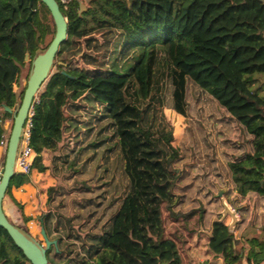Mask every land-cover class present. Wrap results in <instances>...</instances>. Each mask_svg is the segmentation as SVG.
<instances>
[{
    "label": "trees",
    "instance_id": "16d2710c",
    "mask_svg": "<svg viewBox=\"0 0 264 264\" xmlns=\"http://www.w3.org/2000/svg\"><path fill=\"white\" fill-rule=\"evenodd\" d=\"M57 3L67 39L30 129L32 168L59 180L39 217L56 243L47 264H178L162 207L206 228L223 188L239 227L263 226L264 0H90L81 14V0ZM54 32L40 0H0V109L22 99L25 57ZM166 109L186 120L177 145ZM28 182H9L19 209L12 188ZM212 230L208 250L240 264L228 226ZM249 245L248 264L264 262V241ZM0 264H28L1 227Z\"/></svg>",
    "mask_w": 264,
    "mask_h": 264
},
{
    "label": "water",
    "instance_id": "95a60500",
    "mask_svg": "<svg viewBox=\"0 0 264 264\" xmlns=\"http://www.w3.org/2000/svg\"><path fill=\"white\" fill-rule=\"evenodd\" d=\"M48 9L55 27V32L51 42L44 52L36 55L31 61V68L28 73L26 88L22 99L18 101L13 109L2 107L0 109V125L3 134L7 136V146L5 151V160L0 172V227L3 228L10 236L13 243L18 247L28 264H47L46 254L51 246L55 245V241H50L43 228H40V235L44 243H40L31 233L23 227L17 226L10 222L5 216L2 204L8 185L12 177L18 174L15 171L16 156L19 149V141L21 138L22 128L27 119L29 109L32 107L37 94L42 85L50 78L54 67V62L60 46L67 39V19L62 15L56 0H40ZM263 1V0H262ZM30 13L28 16L31 20V2L29 5ZM85 11L80 4L79 14ZM38 44V42H36ZM5 113L12 117V127L7 129L4 125ZM38 186V184H37ZM225 188L220 189L217 196L221 199L222 210L213 221L222 223L227 217L230 218L228 224L229 232H232L238 222V208L234 205L229 206L223 199ZM210 231H205L209 236Z\"/></svg>",
    "mask_w": 264,
    "mask_h": 264
},
{
    "label": "crops",
    "instance_id": "0c3cea01",
    "mask_svg": "<svg viewBox=\"0 0 264 264\" xmlns=\"http://www.w3.org/2000/svg\"><path fill=\"white\" fill-rule=\"evenodd\" d=\"M3 155L4 153L0 151V164ZM45 173L47 174L45 178L47 177L50 178L48 173L47 172ZM40 175L41 174L37 170H33L29 176V182L25 184L24 188H22V186L20 188H12V195L21 205L22 207L21 209L15 206L8 196L4 197L2 204L3 212L10 222L25 229L26 226L23 219L26 218L27 215L31 216L32 219L28 224L29 228L33 230L35 229L39 233H40V227L38 223L35 221V219L45 211L44 209L45 200H46L45 191L47 190L48 186H51L52 184L48 181L46 187H44L42 185V182L39 181ZM34 188H36V190L39 192L44 191L43 200L40 199L39 201H37L33 193ZM24 189L26 190V192H23ZM26 198L29 199V202H26ZM223 199L229 206L234 205L240 210L239 206H236L233 202H230L229 200L224 198V194H223ZM23 209L28 210L27 214L22 213ZM221 210H222V204L220 211ZM239 210H238L239 220L234 230L230 233H232L234 237V242H233L234 248L239 252V254L242 257L240 264H248L247 257L250 251L249 241L251 239H258L259 241H264V225L263 226L244 225L242 227H239V221H240ZM177 212L178 211H171V214L173 216H177L176 214ZM216 216L217 215H215L213 219ZM213 219L208 227L203 228L201 224L198 222V213H197L196 227L193 230L189 229V227L183 223V226L179 228V232H180L179 236L168 235L165 231V236L168 238H173L176 242L177 253H178V264H224V261L221 256H214L207 248V243L210 236L207 233H205V231H210L211 228L213 227V224L217 222V221H213ZM173 220L175 221L173 222V224L177 226L178 219L174 218ZM31 222L33 223V227H30ZM182 222H187V220L184 221L182 220L181 224ZM229 222H230V218L227 217L222 223L228 226ZM260 264H264V262H261Z\"/></svg>",
    "mask_w": 264,
    "mask_h": 264
},
{
    "label": "rangeland",
    "instance_id": "374dc122",
    "mask_svg": "<svg viewBox=\"0 0 264 264\" xmlns=\"http://www.w3.org/2000/svg\"><path fill=\"white\" fill-rule=\"evenodd\" d=\"M81 1H82L81 4L83 5L84 9L86 10V5L88 4V2L90 0H81ZM52 38H53L52 34L47 35L45 37V39L43 40V43L40 44V47L46 48L49 45V43L51 42ZM29 70H30V64H29V62H26L25 65H24V68L22 69V72H21V74H20V76L18 78V82L14 86V91L16 93H20V92L25 90V85H26V82H27V75L29 73ZM56 70H57V68H56V66H54L52 72H54ZM190 91L191 92H190V96H189V101H190V103H193V106H197L199 108L201 105H205V103H204L203 99H201V97H199L198 99H197L196 96L194 97L193 94H194L195 91H194V89L192 87H190ZM262 91H264V86L262 88ZM195 100H196V102H195ZM194 104H196V105H194ZM205 106H207V105H205ZM191 112H192L193 117H195L197 115L196 108L192 107L191 108ZM165 115H166V118H167L170 126L173 129V133H174L173 144L177 145L179 143L180 139H181L186 120L183 117L177 115L176 113L170 111L169 109L165 110ZM4 125H5V127H7V129H9V130L11 129V127H12V117L11 116H7L5 118ZM49 159H50L49 156H44V163L46 165H49ZM4 160H5V154L1 158V164L2 165L4 163ZM33 170H35V169H33ZM45 172L48 173L50 178H48V177L45 178V176L47 175ZM45 172L44 173H40L41 175L39 177V181L42 182V185L44 187H46L48 181L50 183H52L51 186H56V185L59 184V180L58 179L56 180L55 178H52L50 176V174H49V171H45ZM24 187H25V184L22 185V188H24ZM48 187H50V186H48ZM23 192H26V190L24 189ZM33 193H34L35 198L37 199V201H39L40 199L41 200L44 199V196H43L44 195V191H40L39 192V191L36 190V188H34ZM45 196H46V191H45ZM26 202H29L28 198H26ZM44 209H45V211L43 213L48 211V206L46 204V200H45ZM27 211L28 210L23 209L22 213H26L27 214ZM162 212H163L165 231H166V233L168 235L179 236V234H180L179 228H181V226H183V223L186 224V226H188L189 229H191V230H193L196 227V216H197V213H195V212H193L192 214H185V215H178V212H177L176 213L177 214V219H178V225L177 226H175L173 224V222H175L173 220L175 216L171 217L169 212H168V210L164 206L162 207ZM176 214H174V215H176ZM39 217H36L35 221L38 223V225L40 227V221H39L40 219H39ZM187 217H189V218H187ZM26 218H27V221H25V226H26L25 229L28 230V232L31 233L34 237H38V232L35 229L34 230L30 229L29 225H28L30 220L32 219V217L27 215ZM182 220L183 221L187 220V222H182V224H181Z\"/></svg>",
    "mask_w": 264,
    "mask_h": 264
},
{
    "label": "built area",
    "instance_id": "2783aa9c",
    "mask_svg": "<svg viewBox=\"0 0 264 264\" xmlns=\"http://www.w3.org/2000/svg\"><path fill=\"white\" fill-rule=\"evenodd\" d=\"M62 5L69 4L72 0H57ZM38 100L35 98L32 107L29 109L27 119L24 123V126L22 128L21 132V138L19 141V149L16 156V163H15V171L18 174L30 176V174L33 171L32 163L35 158V153L30 146V129L32 126V117L34 115V104L37 103ZM7 136L2 135L1 141H0V151H2L5 154L6 146H7ZM3 165L0 164V172ZM30 227H33V223H30Z\"/></svg>",
    "mask_w": 264,
    "mask_h": 264
},
{
    "label": "flooded vegetation",
    "instance_id": "af4514ba",
    "mask_svg": "<svg viewBox=\"0 0 264 264\" xmlns=\"http://www.w3.org/2000/svg\"><path fill=\"white\" fill-rule=\"evenodd\" d=\"M48 47V46H47ZM46 47V48H47ZM46 48H42V47H40V44H37V49L35 50V55L33 56V57H29L28 55H26V57H25V62H29V64H30V68H31V61H32V59L36 56V55H38L39 53H42V52H44L45 51V49ZM54 65H55V62H54ZM30 71V70H29ZM27 77H28V75H27ZM25 88H26V85H25ZM16 93V92H15ZM17 95H18V93H16Z\"/></svg>",
    "mask_w": 264,
    "mask_h": 264
}]
</instances>
